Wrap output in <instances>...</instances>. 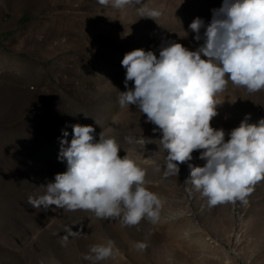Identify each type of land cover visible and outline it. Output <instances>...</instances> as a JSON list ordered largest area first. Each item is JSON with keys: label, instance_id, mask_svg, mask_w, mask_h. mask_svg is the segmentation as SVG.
Here are the masks:
<instances>
[{"label": "rangeland", "instance_id": "rangeland-1", "mask_svg": "<svg viewBox=\"0 0 264 264\" xmlns=\"http://www.w3.org/2000/svg\"><path fill=\"white\" fill-rule=\"evenodd\" d=\"M222 2L141 0L117 9L111 0L107 6L98 0H0V264H93L82 254L109 239L113 255L96 264H264V180L246 202L209 205L186 181L189 164L205 163L199 151L178 165L177 177L165 176L159 142L143 143L161 133H153L156 126L135 105L118 104L127 52L158 56L162 38L196 50L203 40L193 39L190 23L200 18L208 24ZM143 7L161 15L140 17ZM215 98L221 103L210 123L225 131L226 141L246 114L249 123L264 118V90L248 93L229 81ZM74 124L91 125L95 139L101 132L115 138L118 155L146 171L145 187L163 201L157 223L145 218L122 226L119 218L98 219L91 211L28 204L29 196L44 194L41 185L67 170L58 160L60 139L71 141ZM69 228L79 234L70 235ZM138 242L147 247L137 249Z\"/></svg>", "mask_w": 264, "mask_h": 264}, {"label": "clouds", "instance_id": "clouds-1", "mask_svg": "<svg viewBox=\"0 0 264 264\" xmlns=\"http://www.w3.org/2000/svg\"><path fill=\"white\" fill-rule=\"evenodd\" d=\"M98 3L107 6L109 0ZM140 3L111 0L117 9ZM139 15L155 20L161 13L143 7ZM189 29L195 41L203 40L194 51L162 38L158 56L143 49L123 56L125 91L119 92L118 104L121 108L135 105L146 115V122L156 126L153 133H161L158 140L143 138V143L159 142L166 153L165 176L177 177L178 165L191 161L192 153L199 151V159L205 163L189 164L186 181L211 206L246 202L254 186L264 180V118L249 123L250 114H246L239 126L227 133V141L225 131L213 128L210 122L218 115L216 106L221 103L215 97L226 90L229 81L248 93L264 90V0H223L208 24L195 18ZM71 127L72 139L61 138L58 153L67 170L41 185L44 194L29 196L28 204L34 209L55 205L58 209L91 211L98 219L119 218L122 226H135L145 218L157 223L163 201L145 187L146 171L128 156L118 155L120 147L115 138L101 132L95 139L91 125ZM67 136L62 129V137ZM125 139L129 143L135 140ZM68 231L79 234L71 228ZM135 246L139 250L147 247L142 242ZM113 249L114 242L109 239L91 245L89 254L82 256L96 264L110 258Z\"/></svg>", "mask_w": 264, "mask_h": 264}]
</instances>
